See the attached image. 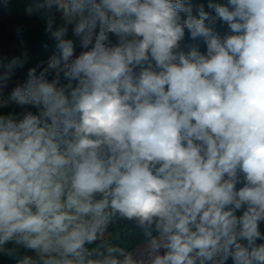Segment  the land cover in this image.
Segmentation results:
<instances>
[{
    "label": "clouds",
    "instance_id": "clouds-1",
    "mask_svg": "<svg viewBox=\"0 0 264 264\" xmlns=\"http://www.w3.org/2000/svg\"><path fill=\"white\" fill-rule=\"evenodd\" d=\"M36 9L59 53L7 99L27 52L0 75V109H22L0 112V254L17 264H264V0ZM186 34L206 51H181ZM117 219L143 230V259L108 232Z\"/></svg>",
    "mask_w": 264,
    "mask_h": 264
},
{
    "label": "rangeland",
    "instance_id": "rangeland-1",
    "mask_svg": "<svg viewBox=\"0 0 264 264\" xmlns=\"http://www.w3.org/2000/svg\"><path fill=\"white\" fill-rule=\"evenodd\" d=\"M12 0H0V75L5 74L7 69V64L14 58V57H22L24 52L28 54L27 63L23 66V68H15L12 71L11 79L8 82L7 86L3 89V97L5 99L10 97L12 90L17 87L18 85H23V83L27 79V72L29 68L35 67L40 62H47L48 59L43 58L41 56L36 55L31 49L22 46L19 43V38L16 36L12 24L8 18L12 9L9 7ZM38 2H35L33 7L36 9V5ZM27 8L26 12H29ZM33 10V9H32ZM46 10L40 9L39 15H43ZM57 22L59 23V14L56 13ZM68 38L74 39L76 44L75 47V55H79L82 49L79 47V42L76 40L72 34H69ZM185 41V39H184ZM182 41V43L184 42ZM50 50L55 51V54L59 53V50L55 47L54 42L50 39V45L47 47V51ZM54 55V54H53ZM43 66V65H42ZM40 69H38L39 71ZM53 77H49L52 79ZM63 80V79H62ZM61 80V81H62ZM11 110H21V108L14 103L11 104L7 109H0L2 113H12ZM243 184H238L236 187L239 189L242 187ZM246 207V206H245ZM243 210V209H242ZM120 221L128 223L124 227H119L116 229V224ZM259 226H264V222H261ZM108 232L112 234H119L120 236V243L122 246L126 248L127 251L131 252L135 258L143 259L147 254V243H145L148 238L144 235L142 229H140L135 221H128L123 219H117L113 223L109 225ZM156 235V234H153ZM140 240L139 244H133L134 241ZM115 242V241H114ZM161 254H163L164 249H161ZM24 255H34L31 251L25 252ZM226 264H229L227 261Z\"/></svg>",
    "mask_w": 264,
    "mask_h": 264
},
{
    "label": "trees",
    "instance_id": "trees-1",
    "mask_svg": "<svg viewBox=\"0 0 264 264\" xmlns=\"http://www.w3.org/2000/svg\"><path fill=\"white\" fill-rule=\"evenodd\" d=\"M38 2L40 3L41 0H12L9 7L12 9L13 12L8 15V18L12 24V27L14 29V32L16 36L20 39L19 43L26 47L31 49L36 55L41 56L43 58L49 59L53 54H55V51L50 50L47 51V47L50 45V38L45 33V22H44V14L39 15V11L33 7L34 3ZM185 2H189V0H185ZM190 2L193 5L204 3L207 4V0H190ZM225 3H227V0H224ZM27 8H32L31 13H27ZM22 28V32L18 34V29ZM221 36L230 34V31L226 25L220 26L217 25L216 29ZM110 38L112 39L113 43L117 42V38L114 35H111ZM192 47H198L201 52L206 51V45L202 38H197L195 40L188 37L186 34L185 41L181 43L180 50L187 53L191 50ZM58 54V53H57ZM3 75V74H2ZM62 83H66V81L62 80ZM7 109V108H3ZM32 111H35V109H31ZM21 110H11V112H20ZM243 210H239L237 212V215H241ZM126 225H129L128 223L120 221L116 224V229L119 227H124ZM260 231L262 234H264V226H259ZM153 234H156L155 232ZM140 240H137L133 242V244H139ZM264 243V240H257V244ZM13 245L8 244L6 247L11 248ZM21 254L24 255V250L21 249ZM229 264H233L231 258L228 260ZM0 264H17V261L15 258H11L7 255L0 254Z\"/></svg>",
    "mask_w": 264,
    "mask_h": 264
},
{
    "label": "crops",
    "instance_id": "crops-1",
    "mask_svg": "<svg viewBox=\"0 0 264 264\" xmlns=\"http://www.w3.org/2000/svg\"><path fill=\"white\" fill-rule=\"evenodd\" d=\"M145 243H147V244H148V240H147Z\"/></svg>",
    "mask_w": 264,
    "mask_h": 264
}]
</instances>
